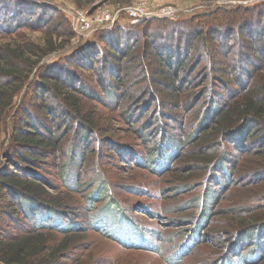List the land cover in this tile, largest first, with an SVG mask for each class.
Listing matches in <instances>:
<instances>
[{"label":"trees","instance_id":"1","mask_svg":"<svg viewBox=\"0 0 264 264\" xmlns=\"http://www.w3.org/2000/svg\"><path fill=\"white\" fill-rule=\"evenodd\" d=\"M8 1L11 4L15 2ZM17 1L18 4L25 2ZM75 1L77 6L91 7L97 0ZM131 1L124 0V6H128ZM28 2L39 6L43 4L36 0ZM51 10L60 12L55 7H51ZM246 12H249V16ZM16 14L14 11V15ZM263 16L264 1L228 9H213L186 19H180V16L150 17L137 22L136 25H125L120 23V20L111 30L103 31L98 37L84 41L71 52H68L66 46L75 35L69 29L64 32L46 31L40 42L23 35L24 40L21 43L13 42L0 47V148L5 161L0 167V189L12 200L0 202V209L1 215H9L16 228L22 230L18 236L0 235V264H62V256L75 246V242L82 240L78 234L89 230L117 240L126 249H146L157 254L163 252V246L158 242H168L165 241L166 238L158 235L159 233H154L156 237H153L141 223H136L128 217V212L122 207L124 205L112 196L115 193L110 180L101 169L102 157H109L111 153H103L104 140H95V134H100L97 131L100 125L95 114L87 109L88 100L107 104L104 96L116 95L114 89H119L117 79L121 80L123 72H129L128 77L133 74V79L140 88L138 96H133L132 99L129 96L131 104L123 109V113L131 126L139 127L138 136L147 141L145 150L149 152L147 159L132 149L124 151L119 148L115 154L128 153V158L125 157L127 161L141 165L157 176L172 172L174 182L182 181L173 186L174 195L190 192L196 194L175 210L179 213L190 209L195 213L182 218L185 224L184 229L180 231L183 240L175 248L176 255L180 257L172 259L170 264H178L185 257L193 255L201 245L209 241V235L215 239H221L222 236L227 240L220 243L217 241L220 250L210 251V256L202 264L263 263V215H252L243 219L237 230L215 227L219 233L215 231L214 234L210 225L214 204L220 195L238 182L234 165L239 158L235 156H242L254 150L263 151L260 146L264 143V133L259 141L253 140L247 144L253 135L251 127H260L264 131V25L260 22ZM19 19L13 18V23H18L14 20ZM126 19L129 20L127 17ZM252 19L253 22L248 21ZM234 36L238 39L235 67L237 71L231 74L232 80L229 81H224L221 76L213 78L209 71L218 69L216 58L223 47L230 49ZM198 42L200 47L198 49L197 44L196 49L194 44ZM193 47L195 52L191 53ZM184 51L186 54L183 55ZM194 53H197L198 57L193 59ZM222 55L226 56L225 53ZM99 56L102 62L99 85L102 90L98 92L90 88L86 80H82L76 69H93ZM189 59L196 64L201 61L207 63L204 67V71L208 72L205 78H211V86L205 90V95H201L210 101L204 110L194 113L198 119L191 126L190 132H186V138L173 140L167 123L176 120L174 112L189 109L197 101L193 96L185 100H171L187 85L186 80H181V71ZM196 67L197 65L192 64L190 70L193 72ZM253 78H260L259 82L256 80L251 84ZM28 91H32V102L22 98L27 96ZM18 93L22 94L19 100L16 98ZM49 94L52 96L51 103L45 101ZM125 95H119L120 101L126 99ZM164 95L169 96L167 99L170 102L165 108L158 110V118L155 119L151 114L145 117L152 111L156 97ZM157 103H161L159 98ZM134 108L139 112L133 114ZM156 123L160 128L151 130L155 128ZM55 128L59 130L58 135ZM71 131H74L76 141L69 146V143H64V139ZM153 132H156L154 136L158 138L157 141H153ZM199 132L202 134L196 143ZM62 137L65 138L59 141ZM228 144L235 147L238 155H231L228 148L225 150V145ZM187 145L190 153L185 152ZM76 147H79V151L86 150L85 153L83 151L84 160L90 159L91 154L96 155L93 171L91 174V171L88 173V170H85L87 179L81 186V182L77 181L79 175H73L69 163H64L60 172L63 186L69 194L79 190L86 191L85 207L90 211L108 207V211L117 212L120 221H127L122 222L120 228L114 229V226L109 225L102 219V213L92 217L88 226L81 224L73 216L76 214L73 211L75 199L69 194L61 196L58 193L59 187L51 184L40 173L42 170H50L42 164L45 159H49L52 167L57 162H63V157L71 155ZM178 161H193L198 167L204 166L207 173L200 179L197 174H191L192 171L187 170L191 175L184 177L181 170L175 167ZM190 165L186 168H190ZM192 168L194 167L190 170ZM260 172L264 173V169ZM202 174L199 177H202ZM50 185L56 190V194L48 188ZM199 189L201 193L197 194ZM131 190L139 196L149 195L148 189L137 187ZM214 190H217V195ZM257 200H252L250 204L257 203ZM11 209L23 219H19L20 216L13 214ZM141 212L151 216L154 214L148 207ZM217 213L220 211L216 210ZM122 227L124 233H120L119 229ZM55 234H62L64 237L58 239Z\"/></svg>","mask_w":264,"mask_h":264},{"label":"rangeland","instance_id":"2","mask_svg":"<svg viewBox=\"0 0 264 264\" xmlns=\"http://www.w3.org/2000/svg\"><path fill=\"white\" fill-rule=\"evenodd\" d=\"M12 1H15L14 4H11V2L8 0H0V28L3 29L2 31L0 30V47L13 42L21 43L24 40L23 35L26 36L25 38L40 42L45 36V33H47L46 31L49 32L59 30L60 32H64L69 29V31L75 35V37L72 38L71 43L66 46V48L69 49V51H67L71 52L84 41L98 37L103 31L111 30V28L115 26V24L120 20V23H125V25H131V23L136 25L137 22L140 23L142 20H145V18L140 16H131V11H128L129 8L143 10L147 13L153 12L154 14L170 10L174 15H180V19H186L193 15L196 16L198 13L210 12L213 9H228L238 5L247 6L249 4L262 2L264 0H132L128 6H124L126 4L123 3L124 0H97L91 5V7L90 5L77 6L75 0H50L54 4L43 2L42 6L33 5L32 3L28 2L29 0H23L25 1L23 4H18L19 2L17 0ZM45 4H48V6H43ZM51 7L57 8L60 10V12L58 13L52 11ZM14 11H16L19 15H14ZM75 13L83 17L81 20L82 22L78 20L76 21V18H74ZM246 14L249 16V12H246ZM219 15L222 16L221 14ZM16 16L20 19L14 20V22H18L15 24L13 23L12 19L17 18ZM118 17H120V19H118ZM126 17L129 18V20H127ZM173 17L174 16L168 18ZM8 18L11 19L8 20ZM46 20L47 22H45ZM248 21L253 22V19ZM260 22L263 26L264 16ZM87 26L91 27V29H89L87 33H83ZM256 29H258V27ZM236 38L237 36L233 37L231 41L233 45L229 50L223 47L221 53H225L226 56H223L221 53H219L217 56L215 62L217 63L216 68L218 69L209 71V73H211L210 76L213 78L214 76H221L224 81H229L231 79V74L237 71L235 67L238 56V39ZM197 44L199 49V42L195 43L194 47L196 48ZM194 47L192 48L191 53L195 52ZM184 54H186L185 51L183 52V55ZM192 56L193 59L198 57L197 53L192 54ZM191 59H189L187 64L184 66L185 70L182 68L181 71V80H186L187 85L184 87V89H181L178 92L179 94L175 96V98L171 100H185V98L193 96L197 99V101L195 104H193V106L191 105L192 107L189 109H181L180 111L177 110L178 112H174V115L177 116H174L176 120H172L171 122L167 123L168 131L173 140L174 138H180L182 140L183 137L186 138V132H190L191 126H193L195 120L198 119L194 113L204 110L210 101L209 98H202V95H205V90L207 88L209 89L211 86V78H205V74L208 72L204 71V67L207 65V63L205 62L204 64V62L201 61L199 64H196V62L194 63ZM202 59L206 60V58ZM192 64L197 65L193 72L192 69L190 70V68H192ZM101 65L102 62L100 61L99 56L97 62L93 65V69H76L82 80H86L90 88H94L98 92L102 90L101 86L99 85V78L101 75V71L99 70ZM178 68L179 66L177 64L176 69ZM128 73L129 72H123L121 80L120 78L117 79V86L119 89H114V93H116V95L109 97L104 96L107 100V104H103L95 100L86 101L87 109H90V111L95 114L94 116L100 125V129L97 130L100 134L99 136L98 134H95L94 138L95 140L102 139L105 141L103 153H111V156L109 157H102L101 169L110 180L111 186L115 193V195L112 194V196L118 203L124 205L122 207L128 212V217H130L136 223H141L145 230L147 229L148 233H151L153 237H156L154 233H159L158 235H163L164 238H166L165 241L168 242H158V240H153L161 243L163 246V252L157 254L154 252H149L146 249H126L120 245L117 240H112L111 238L106 237V235L89 230L78 234L82 240L75 242V246L71 247L68 250V253L62 256V264H170L172 259H177L180 257V255H176L177 252H175V248L178 247L179 242L183 240V234H181L180 231L184 229L185 224L182 220L185 217L194 214L195 212H191V210L188 209L186 211H179V213H176L177 211L175 210H178L180 206L190 201L196 194L194 192H190L189 194L184 193L174 195L175 193H173V186H175V184L177 185L181 183L182 181L178 180L174 182L172 179V172L163 176H157L148 169L142 168L141 165L127 161L126 158L129 156L128 153H123V155L115 154L117 153L116 150H119V148H123L122 150L124 151L132 149V151L139 152L141 157L147 159V154L149 152H146L147 148L145 144L147 141L144 139L142 140V138L138 136L137 128L139 127L131 126V124L128 123L125 118V113H123V109L129 107L131 104L130 97L132 99L133 96H138L140 89L137 86L136 81L133 79L134 75L132 74L128 77ZM259 79L260 78L256 79L258 80L257 83L259 82ZM256 80L253 78L251 84H254ZM118 92L121 94L117 95ZM26 93L27 96L22 98L25 99V101L29 99L27 102H30L32 100V91H28ZM201 93L203 94L201 95ZM22 94H19L16 98L19 100ZM124 94H126L125 96L127 100L124 99L123 101H120L119 95ZM168 97L169 96L167 95L156 97V103L153 104L152 111L147 113L145 117H148L151 114L152 117L155 116V119H157L158 110H162L166 105L169 104L170 100L167 99ZM158 98L159 101H161L160 104L157 103ZM45 101L47 103L52 102L51 94L46 96ZM20 108H22V105ZM132 112L135 114L139 111L137 108H134L132 109ZM145 117L142 119L145 120ZM154 125L153 126L155 128H152L151 130L154 131L155 129L160 128V125L158 126L157 123ZM250 130L253 132V135L248 140L247 144L251 143L253 140L255 142L259 141L264 133L263 128L260 127L257 128L253 126L250 128ZM58 131V128H55L56 135H58ZM157 132H159V130ZM154 133L156 135V132H153V136ZM201 134L202 132L197 134V138L195 139L196 143L200 139ZM65 137H62L59 141L63 140ZM157 139L158 138L154 136L153 141H157ZM64 141L66 144L69 143V146L70 143L73 145L72 142L76 141L74 131H71ZM260 147L263 149L262 152H256V150H254L250 153H244L242 156H235L238 155L235 147L232 144H228L227 146L225 145V150L228 148V151L231 150V155L239 158V161L234 165V167L237 169L235 174L238 182L237 184L230 186L222 196L220 195L219 199L213 206V212L210 215V225L211 228H213V233L217 231L215 230V227H220L221 229L226 228L228 230H237L243 219H247L252 215L264 216V173L260 172V170L264 169L263 142L261 143ZM184 149L185 152L187 151V153H190V148L188 145ZM78 151L79 147H76L75 151L72 152L71 155L63 157L65 158V160L63 159V162H57V164H53L54 166L52 165V167H50L49 159H45V162L42 163L44 167L49 168L50 170H48L49 172H45L41 169L42 172L40 173H42L44 178L48 179L51 184L59 187L58 193L61 196H66L69 194L61 181L62 175L60 172L64 168V163H69V167H71L73 175H79L77 177V181L81 182V186L85 184L84 182L87 179L85 176V170H88V173L91 171L92 174V169L95 162L94 157H96V155L91 154V156H89L90 159L87 158V160H84L82 159V156L83 151L85 153L86 150L81 149L79 153ZM4 162L2 148H0V167L4 164ZM187 163L178 161L175 167H178V169L181 170L180 172L184 175V177H188L191 174H197V178H204L207 173V169H204V166L198 167L193 164V161H190L188 164H191L190 166L194 167L190 170L191 167L189 168L188 166L186 168L188 165ZM187 170L192 171V173L189 174L190 172ZM72 174L71 176H73ZM201 174L203 176L199 177ZM79 178L81 180H79ZM195 179L192 180L194 181ZM137 187L148 189L149 195L139 196L133 193L131 189ZM48 188L53 192L55 191L54 193L56 194V190L51 187V185ZM200 191L201 189L197 191V194L201 193ZM216 191L214 192L215 194ZM4 195H6V197ZM69 195L72 196L76 202L73 204L75 207L73 211L76 213L73 214V216L85 226L89 225V221L92 220V217L100 215V213L104 214L102 219H104L109 225L114 226V229L120 228V224L122 222H127L124 220L120 221L116 215L117 212L114 210L108 211V207L102 209L99 208L98 210L94 209V211L86 209V191L79 190L78 192H73ZM212 198L213 196H211V200ZM252 200H257L258 202L250 204ZM8 201H12L11 198L7 197V193H3L0 189V202L6 203ZM98 205H100V203ZM146 207L153 211V216L141 212V210ZM216 210H219L220 213L216 214ZM11 212L17 217L20 216L17 212L15 213L14 209H11ZM18 218L21 220L23 219L22 216ZM15 225L16 224L11 222L9 215H1L0 235L9 237H13L15 235L18 236L22 230L17 229ZM24 225L28 226L27 224ZM119 230L120 233L125 232L124 227ZM217 233H219V231H217ZM55 235H57L58 239H62L64 237L62 234ZM212 236L214 237V235ZM222 240L226 241L227 238L221 236V239L218 237L215 239V237L212 238L209 235L208 242L201 245L199 249L193 253V255L185 257L183 261L179 262L178 264H202V262L210 256V251L214 252L220 250L218 245ZM217 241H219V243H217ZM260 264H264V262Z\"/></svg>","mask_w":264,"mask_h":264},{"label":"built area","instance_id":"3","mask_svg":"<svg viewBox=\"0 0 264 264\" xmlns=\"http://www.w3.org/2000/svg\"><path fill=\"white\" fill-rule=\"evenodd\" d=\"M38 2H47V3H52L54 4L53 2H51L50 0H36ZM128 11H131L130 14L131 16H140L142 18H150V17H159V18H166V17H171V16H174V17H179L178 15H174L170 10H167V11H162L158 14H154L153 12H145L143 10H139V9H131L129 8ZM74 18H76V21H81L83 19V17L79 14H76L74 15ZM82 22V21H81ZM91 29V27H88L83 31V33H87L88 30Z\"/></svg>","mask_w":264,"mask_h":264}]
</instances>
